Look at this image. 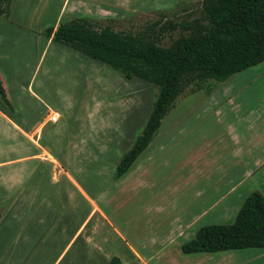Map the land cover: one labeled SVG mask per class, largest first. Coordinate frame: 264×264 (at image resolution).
<instances>
[{
	"label": "crops",
	"instance_id": "obj_1",
	"mask_svg": "<svg viewBox=\"0 0 264 264\" xmlns=\"http://www.w3.org/2000/svg\"><path fill=\"white\" fill-rule=\"evenodd\" d=\"M9 1L0 30L40 35L44 44L35 57L38 64L23 79L19 67L10 72L9 52L1 49L7 40L0 35V80L10 103L8 107L0 99V237L9 247L1 264L46 259L50 264H106L112 256L121 264H264V248L259 247L180 249L199 226L231 222L252 190L264 197V63L255 73L244 69L232 74L195 100L179 96L145 148L117 176L120 156L141 133L150 111L143 94L130 90L138 80L118 72L121 78L106 64L53 41L45 29L73 17H127L191 0H62L52 17L49 0H37L29 10L24 3L14 10ZM50 48L62 55H50ZM61 65L64 71L72 65L73 73L56 72ZM99 67L105 88L98 108L92 109L82 102V80ZM39 81L42 96L35 91ZM47 83L53 86L47 88ZM237 86L239 91L232 92ZM254 88L257 94H248ZM58 100L63 103L57 105ZM51 113H57L55 122L48 121ZM45 123L52 126L41 132ZM196 125L200 131L192 137ZM182 133L185 151L168 160L166 153ZM82 207L84 215L66 238L67 212ZM25 212L27 222L21 221Z\"/></svg>",
	"mask_w": 264,
	"mask_h": 264
},
{
	"label": "trees",
	"instance_id": "obj_2",
	"mask_svg": "<svg viewBox=\"0 0 264 264\" xmlns=\"http://www.w3.org/2000/svg\"><path fill=\"white\" fill-rule=\"evenodd\" d=\"M8 5L9 0H0V15ZM156 24L131 32L73 17L45 29L53 41L155 88L141 133L116 164L117 176L145 148L186 88L192 91L207 80L222 81L264 59V0H200L197 16L179 22L165 19L154 28ZM176 28L179 35L167 46L160 45V36ZM0 99L10 107L1 80ZM249 247L264 248V197L258 191L245 196L230 223L199 226L180 249L191 253ZM106 264L121 262L112 256Z\"/></svg>",
	"mask_w": 264,
	"mask_h": 264
},
{
	"label": "rangeland",
	"instance_id": "obj_3",
	"mask_svg": "<svg viewBox=\"0 0 264 264\" xmlns=\"http://www.w3.org/2000/svg\"><path fill=\"white\" fill-rule=\"evenodd\" d=\"M11 3H12V5L15 4L14 10H16L17 7H19V8L22 7L23 3H24L25 9L29 10L31 8V5L33 7L38 2H37V0H11ZM61 3H62V0H49L48 1V9H47L48 17H52V15L55 13L56 9H58L60 7ZM199 4H200V0H191L188 3H184L182 5L178 4L174 7H171L169 9L163 10V11L152 10V11H147V12L136 13L133 15H129L127 17H117V18L97 17V15H94L93 17L88 16L86 18H89L91 20H98L102 25L109 23L116 30L135 32V31L142 29L146 25L152 24L153 22L158 23L156 25H153V26H155L154 28H157V26L160 25L161 22H163L165 19H168V20L173 21V22H179L181 19H188L189 20V19L197 16L198 10H199ZM8 10H9V5L7 6L5 12L3 13V16H5L6 18L9 15L7 13ZM27 25L28 26L30 25L29 21H27ZM18 27H21V26H18ZM0 31H1L0 35L3 36V41L7 40V42H8V43L6 42L4 45H2L1 49L5 48L6 52H9L8 53L9 54V60H6V63L10 69V72L13 73V69L17 70V68L19 67L24 72L23 75H21V78L24 79L28 75V72L30 70L31 65L33 64L34 66H36L38 64L39 57H38V60H36L37 58H35V57L37 56L38 52H40L41 47L44 44V40L40 35H35L33 38L26 37V36L21 34L22 31H18L15 29H13L12 31H7L9 34H7L5 29H1ZM178 35H179L178 28H176L174 30L166 31L165 33H163L160 36L159 44L163 45V46H167L170 43V41L172 39L176 38ZM51 50H52V48L49 49L50 55H54V56H57L58 54L62 55L60 53L61 51H56V50L51 51ZM59 55H58V57H59ZM34 60L37 62L35 63ZM33 61H34V63H33ZM66 61H67V59L65 60V62ZM94 63H100V62L97 61ZM262 63H264V59H263V61H261L257 65L249 67L245 70H250V71H253V73H255L256 69H254V68L260 66ZM69 66H70L69 71H67V69L64 71L62 68V65H61V67L56 68V72L61 73V71H62L65 74L66 73H73V70H71L72 65H69ZM105 68H107V67H105ZM107 69L111 70L110 68H107ZM245 70H242V71H245ZM89 71H90V73L93 72V70H89ZM242 71H240V72H242ZM114 73H115V71H114ZM116 74H118L121 78L123 77L118 72H116ZM103 75H104V71H102V69L99 67L96 74L92 75L91 77L84 78L82 80V85H83L82 102L86 101L87 107H89L91 105L92 109L98 108L99 101L97 102V98L101 94L102 88H105V85L101 86V84H100L101 82L103 83L105 81V78H102ZM106 75H108V74H105V77H106ZM108 76L109 77H106V78L115 79V80L118 79V77L114 78L112 75H108ZM133 79L138 80V81H134L130 84V86H131L130 90L132 92L136 91V92H140V94H143L145 104H146V106L149 107V110H150V105L153 101L154 94H155V88L151 84H149L148 82H146L144 80H141L138 78H133ZM40 80L43 82L42 78ZM52 80H57V79H47L48 82L52 81ZM41 81H39V83H38L39 85H37V87L39 86V88H36L35 91L39 95L42 96V92H41L42 87L41 86L43 83ZM218 82H220V81L207 80L206 82H203L201 84L200 88H195L192 91L189 90L190 89L189 87L186 88L185 92L181 95H184V96H185V94H186V96L190 95L188 97H191L195 100L197 98L196 96L202 95L204 93L207 94L208 91H210ZM61 85L58 86V89L61 88ZM46 86L48 88L49 86L52 87L53 85H51L50 83H47ZM62 87H67V89H69L68 86H65V85H62ZM239 89H240L239 86L233 87L232 92L235 91V93H236L237 91H239ZM249 89H247V90H249ZM257 91H258V88H254L251 90V92H249V93L246 92V93L256 95ZM44 98L51 100V98L47 97V95H45ZM178 99H179L178 97L175 99V101L173 102V105L169 108L168 112L172 110V108L175 104H177ZM32 103H33V105L39 106V102L36 100H33ZM55 103L57 105H60L63 102H62V100H58ZM51 105H53V104H51ZM195 105H197V102L196 103H189L190 107L195 106ZM55 107H56V105H55ZM55 107H54V109H56L58 111V108L57 107L55 108ZM46 113H47V111H45L42 114V117H46ZM77 113H78V111L76 112V114ZM40 120H41V118L38 120V122ZM72 120H73L72 118H70L68 120L70 124H71ZM34 126H36V123L34 124ZM51 126H52V124L45 123L42 126L40 131L43 132L46 129L50 128ZM197 130L200 131V129L196 125L194 127V131L191 133L192 137H193V133L195 136L198 135L196 133ZM36 135H37V133L35 132L31 136L33 138H35ZM185 135H186L185 133H182V134H179L176 136V140L174 141V143H176V144H174V148L171 151H168V153H166V157L168 160L173 158V156H175L178 153L177 152L178 150H180L182 152L185 151V149L187 147V144H183V143H187ZM43 182L49 186L48 189L52 188L51 184L49 185L48 181H43ZM64 184L65 183L62 182V185H64ZM254 191H256V190H254ZM62 196H63V193L61 192V196H59L60 205H63L62 202H64V196H63V198H62ZM56 201L57 200L55 198L52 200V202H53L52 207H54L53 204ZM68 207H69V205H68ZM1 209L2 208L0 207V210ZM84 211L85 210L82 207L81 209H79V208L76 209V211L71 210V211L67 212V214L65 216V219H67V220H65L66 238H68L69 235L74 231L75 227L77 226V224L79 223V221L81 219L80 217H82V215H84ZM26 214L27 213L25 212L21 221L27 222V220L29 219V215H26ZM20 217H22V216L20 215ZM49 217H50L51 221L53 218H54V220L56 219V216L53 212H51L49 214ZM52 222H54V221H52ZM229 222H225V223H229ZM7 242L8 241L6 238L0 237V264H1L2 258H4L5 256H9V247L7 246L8 245ZM56 245H58V243ZM72 248H73V246L71 247V250H72ZM29 263H26V264H29ZM154 263L155 262L140 263V264H154ZM36 264H50V261H48V259H46L45 262L42 263V262L38 261V262H36ZM83 264H85V263H83ZM134 264H139V263H134Z\"/></svg>",
	"mask_w": 264,
	"mask_h": 264
},
{
	"label": "built area",
	"instance_id": "obj_4",
	"mask_svg": "<svg viewBox=\"0 0 264 264\" xmlns=\"http://www.w3.org/2000/svg\"><path fill=\"white\" fill-rule=\"evenodd\" d=\"M56 119H57V113H51V114H49V116H48V121L49 122H55Z\"/></svg>",
	"mask_w": 264,
	"mask_h": 264
}]
</instances>
